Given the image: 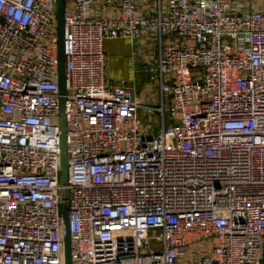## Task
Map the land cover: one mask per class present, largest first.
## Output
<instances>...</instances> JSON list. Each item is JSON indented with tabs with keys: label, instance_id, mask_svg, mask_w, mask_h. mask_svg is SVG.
I'll return each instance as SVG.
<instances>
[{
	"label": "built area",
	"instance_id": "1",
	"mask_svg": "<svg viewBox=\"0 0 264 264\" xmlns=\"http://www.w3.org/2000/svg\"><path fill=\"white\" fill-rule=\"evenodd\" d=\"M57 3L0 0V264H65L64 204L72 264H264V0H66L67 181ZM121 38L159 103L108 80Z\"/></svg>",
	"mask_w": 264,
	"mask_h": 264
},
{
	"label": "crops",
	"instance_id": "2",
	"mask_svg": "<svg viewBox=\"0 0 264 264\" xmlns=\"http://www.w3.org/2000/svg\"><path fill=\"white\" fill-rule=\"evenodd\" d=\"M137 45L139 44L133 45V43L126 38L107 40L105 42L104 49L107 55V77L110 81H115L117 83L126 81L134 85L137 94L146 103H156L161 97L159 86H157L158 91L154 92V89H152L149 84L146 85L143 83V85L140 86V83L137 82V74L140 70H146V62L148 61L146 58H141L140 60L137 58Z\"/></svg>",
	"mask_w": 264,
	"mask_h": 264
},
{
	"label": "water",
	"instance_id": "3",
	"mask_svg": "<svg viewBox=\"0 0 264 264\" xmlns=\"http://www.w3.org/2000/svg\"><path fill=\"white\" fill-rule=\"evenodd\" d=\"M66 9V0H58L57 3V30L59 41V62H60V86H61V112H60V127H61V157L63 180L68 179V146H67V112H66V84H65V65L66 55L64 50V14ZM69 207L67 204L63 206L64 213V239H65V264H72V243L70 234Z\"/></svg>",
	"mask_w": 264,
	"mask_h": 264
},
{
	"label": "rangeland",
	"instance_id": "4",
	"mask_svg": "<svg viewBox=\"0 0 264 264\" xmlns=\"http://www.w3.org/2000/svg\"><path fill=\"white\" fill-rule=\"evenodd\" d=\"M167 41V39H166ZM141 45V46H140ZM159 45L156 41L155 38L151 39H143L140 41L139 45H137V58L140 60L141 58H146L148 60L146 62L147 68L146 70H140L139 73L137 74V82H139L140 86L145 83L146 85H150L153 91L157 92L158 91V81L155 79V72L153 69L156 67V61L158 57V52H159ZM142 66V64H141ZM144 84V85H145ZM152 91V92H153ZM160 102V99L156 101V104ZM168 107V104H167ZM140 116H141V122L144 127V133L145 134H154L157 132L160 128V120L157 117V114H151L145 110L140 111ZM146 127H152L153 131H148ZM155 131V132H154Z\"/></svg>",
	"mask_w": 264,
	"mask_h": 264
}]
</instances>
